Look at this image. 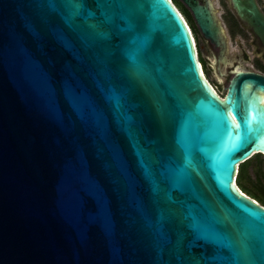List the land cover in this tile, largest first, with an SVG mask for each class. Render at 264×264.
I'll return each instance as SVG.
<instances>
[{"label": "water", "instance_id": "95a60500", "mask_svg": "<svg viewBox=\"0 0 264 264\" xmlns=\"http://www.w3.org/2000/svg\"><path fill=\"white\" fill-rule=\"evenodd\" d=\"M181 1L218 44L211 2ZM191 34L171 0H0V264H264L234 179L264 153V77L220 98Z\"/></svg>", "mask_w": 264, "mask_h": 264}, {"label": "flooded vegetation", "instance_id": "af4514ba", "mask_svg": "<svg viewBox=\"0 0 264 264\" xmlns=\"http://www.w3.org/2000/svg\"><path fill=\"white\" fill-rule=\"evenodd\" d=\"M207 1L213 5L215 18L221 29L222 39L218 44L203 37L191 12L181 0H171L187 23L191 35H194L193 42H195L194 37L196 38L199 52L201 54L205 52L207 57L213 59V70L217 74L218 81H208L219 97L223 98L231 79L238 71L253 72L264 77V40L257 36L247 22L237 14L231 0H199L201 4H206ZM254 1L264 18V0ZM215 9L218 10V16ZM229 46L235 50L231 58L227 56ZM201 61L206 64L203 57ZM220 81H224V84ZM224 86L226 89L222 94L221 89ZM257 93L262 96L261 103L264 105V92ZM247 161L246 168L250 173L261 170V179L264 184V153L254 154Z\"/></svg>", "mask_w": 264, "mask_h": 264}, {"label": "trees", "instance_id": "16d2710c", "mask_svg": "<svg viewBox=\"0 0 264 264\" xmlns=\"http://www.w3.org/2000/svg\"><path fill=\"white\" fill-rule=\"evenodd\" d=\"M201 63V59H199ZM203 62V61H202ZM204 69L206 70V64L203 62ZM248 161L246 160L243 163H240L238 166V171L236 174L237 186L249 195L254 200H257L261 205L264 206V184L262 183L261 179V170H254L251 174H248L247 167ZM252 175L255 179L252 178ZM247 179L249 181L248 184L243 183L242 180Z\"/></svg>", "mask_w": 264, "mask_h": 264}, {"label": "rangeland", "instance_id": "374dc122", "mask_svg": "<svg viewBox=\"0 0 264 264\" xmlns=\"http://www.w3.org/2000/svg\"><path fill=\"white\" fill-rule=\"evenodd\" d=\"M213 2V1H212ZM215 6H217V5H215ZM216 10V14H217V16H218V10L217 9H215ZM194 36V35H193ZM194 39H195V45H196V49H197V56H198V59H201L202 57L206 60V70L204 69V65H203V63H202V61H201V66H202V70H203V75H204V77L207 79V80H209V81H214V82H217L218 80H217V74L215 73V71L213 70V67H214V61H213V59L211 58V57H207V55L205 54V52H203L202 54L199 52V50H198V45H197V40H196V38L194 37ZM234 49H233V47H230L229 46V48L227 49V56L228 57H232L233 56V54H234ZM220 82H224V81H220ZM224 84V83H223ZM225 89H226V86H224L222 89H221V93L223 94V93H225ZM247 172H248V174H251L250 173V171L249 170H247ZM252 178L253 179H255V177L252 175ZM238 180H236L235 179V183H236V185H238L237 182ZM242 182L243 183H246V184H248L249 183V181L247 180V179H243L242 180ZM239 189H240V187L239 186H237ZM241 190V189H240ZM242 191V190H241ZM243 192V191H242ZM243 193H245V192H243ZM246 194V193H245Z\"/></svg>", "mask_w": 264, "mask_h": 264}, {"label": "bare ground", "instance_id": "6f19581e", "mask_svg": "<svg viewBox=\"0 0 264 264\" xmlns=\"http://www.w3.org/2000/svg\"><path fill=\"white\" fill-rule=\"evenodd\" d=\"M192 40H193V38H192ZM193 44H194V47H195V42H193Z\"/></svg>", "mask_w": 264, "mask_h": 264}, {"label": "built area", "instance_id": "2783aa9c", "mask_svg": "<svg viewBox=\"0 0 264 264\" xmlns=\"http://www.w3.org/2000/svg\"><path fill=\"white\" fill-rule=\"evenodd\" d=\"M236 174H237V171H236ZM236 178V176H234V179Z\"/></svg>", "mask_w": 264, "mask_h": 264}, {"label": "snow or ice", "instance_id": "6c2138e0", "mask_svg": "<svg viewBox=\"0 0 264 264\" xmlns=\"http://www.w3.org/2000/svg\"><path fill=\"white\" fill-rule=\"evenodd\" d=\"M234 119V118H233Z\"/></svg>", "mask_w": 264, "mask_h": 264}]
</instances>
